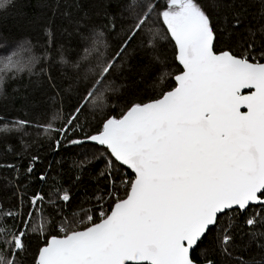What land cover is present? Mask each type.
<instances>
[{"label":"snow or ice","instance_id":"1","mask_svg":"<svg viewBox=\"0 0 264 264\" xmlns=\"http://www.w3.org/2000/svg\"><path fill=\"white\" fill-rule=\"evenodd\" d=\"M24 7L0 0V264H264V0Z\"/></svg>","mask_w":264,"mask_h":264},{"label":"trees","instance_id":"2","mask_svg":"<svg viewBox=\"0 0 264 264\" xmlns=\"http://www.w3.org/2000/svg\"><path fill=\"white\" fill-rule=\"evenodd\" d=\"M54 2H55V0H53V3ZM21 3L23 5H25L24 12H26L30 15H35L36 12L38 11L37 0H21ZM49 15H51V13H49ZM18 23H19V21L14 19L12 15H9L7 18H5V14L0 12V31L3 32V35L7 36L9 34L8 30H10V29L12 30L13 33H15V25H17ZM31 42L34 45L37 44V41L34 38L31 39ZM15 48L14 47H8L7 49L14 51V50H17V48L16 49ZM3 49H4L3 47H0V52ZM34 52H35V54H39V52H36L35 49H34ZM169 60H171V56H169ZM27 80H28V76L26 74H24L23 75V81L26 83ZM117 83L119 84L120 81L117 80ZM18 86H19L18 80L17 81L8 80L5 83V88L8 92L14 91ZM57 126H59V125H57ZM28 131L31 133V136L30 137H24L26 142H28L29 144H33V141L39 140V142L41 144L43 143V139L37 137L35 129H28ZM13 139L18 140V137H13ZM12 146L14 148H16L17 150H19L21 147V145L18 142L14 143ZM50 159H51V157H50ZM78 195H82V193H78Z\"/></svg>","mask_w":264,"mask_h":264},{"label":"rangeland","instance_id":"3","mask_svg":"<svg viewBox=\"0 0 264 264\" xmlns=\"http://www.w3.org/2000/svg\"><path fill=\"white\" fill-rule=\"evenodd\" d=\"M15 48V47H14ZM16 49V48H15ZM12 52V50H9V49H3L1 52H0V57H3L5 55H10Z\"/></svg>","mask_w":264,"mask_h":264}]
</instances>
